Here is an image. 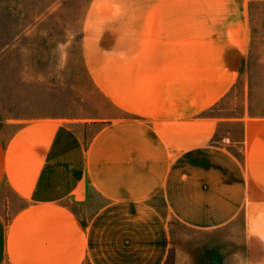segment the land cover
I'll return each mask as SVG.
<instances>
[{
    "label": "crops",
    "instance_id": "obj_1",
    "mask_svg": "<svg viewBox=\"0 0 264 264\" xmlns=\"http://www.w3.org/2000/svg\"><path fill=\"white\" fill-rule=\"evenodd\" d=\"M246 3L89 1L81 55L110 113L0 134V264H166L174 225L236 223L243 264H264V114L254 90L209 113L245 70ZM231 121L238 154L215 141Z\"/></svg>",
    "mask_w": 264,
    "mask_h": 264
},
{
    "label": "rangeland",
    "instance_id": "obj_2",
    "mask_svg": "<svg viewBox=\"0 0 264 264\" xmlns=\"http://www.w3.org/2000/svg\"><path fill=\"white\" fill-rule=\"evenodd\" d=\"M90 0H0V134L45 117L94 119L110 109L95 89L81 55V24ZM241 1V0H238ZM249 55L235 87L209 112L224 119L242 113L255 92L264 114V0H247ZM238 154L240 124L221 123L215 141ZM241 224L215 232L171 228L166 264H243Z\"/></svg>",
    "mask_w": 264,
    "mask_h": 264
}]
</instances>
